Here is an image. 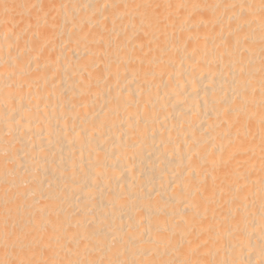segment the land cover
<instances>
[{"label":"bare ground","instance_id":"bare-ground-1","mask_svg":"<svg viewBox=\"0 0 264 264\" xmlns=\"http://www.w3.org/2000/svg\"><path fill=\"white\" fill-rule=\"evenodd\" d=\"M0 264H264V0H0Z\"/></svg>","mask_w":264,"mask_h":264}]
</instances>
